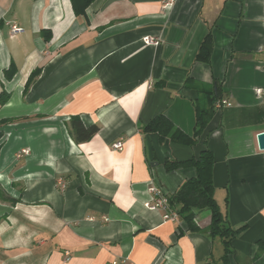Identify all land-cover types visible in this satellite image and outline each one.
Listing matches in <instances>:
<instances>
[{
    "label": "crops",
    "instance_id": "1",
    "mask_svg": "<svg viewBox=\"0 0 264 264\" xmlns=\"http://www.w3.org/2000/svg\"><path fill=\"white\" fill-rule=\"evenodd\" d=\"M207 35L209 63L196 60ZM263 46L264 0H95L82 16L71 0H0V92L10 94L0 121L11 120L0 126V264H264ZM217 94L230 107L195 146L143 132L163 114L191 136L194 105L207 110ZM71 117L98 132L75 143ZM205 146L214 200L236 231L227 257L207 210L192 231L145 207L151 185L170 197L195 175L164 160Z\"/></svg>",
    "mask_w": 264,
    "mask_h": 264
},
{
    "label": "trees",
    "instance_id": "2",
    "mask_svg": "<svg viewBox=\"0 0 264 264\" xmlns=\"http://www.w3.org/2000/svg\"><path fill=\"white\" fill-rule=\"evenodd\" d=\"M95 0H71L72 8L77 16L85 14V10L89 8V5ZM50 33L47 32L45 40L48 41ZM211 37L207 35L202 41L200 48L196 54V60H201L205 63H209L211 56ZM15 72L11 68L5 72L6 80L10 81ZM40 74V68H36L28 76V79L24 86V93L28 91L31 84ZM191 79L187 78L184 86ZM10 97V94L1 91L0 92V106L5 104ZM221 97L217 94L211 98L210 108L207 110H200L197 105H194L195 112V125L191 136L183 133L179 129L175 128L168 118L159 114L152 120L143 126L144 133H153L158 136L160 142L168 139L171 143L193 147L195 146L203 133L205 132L211 117L214 115V105L220 101ZM11 120L0 121V126L9 123ZM68 133L72 140L81 144L89 141L98 132L96 125L86 127L83 125L79 117H71L68 123ZM1 140V132H0ZM205 145H206V141ZM1 148V145H0ZM214 156L213 153L205 146L198 157H192L185 161L164 160V167L166 170H177L179 168H193L195 171L194 177L185 180L181 186L174 192L173 195L168 197L169 205L177 212L178 217L183 220L188 226L189 230H196L195 217L198 211L207 210L210 214L209 233L212 236H219L222 239V244L225 248V257L230 252L231 241L236 234V231L232 230L226 219L222 216L219 208L214 200V184H213V168H214ZM0 198L3 200H9L5 197L0 190Z\"/></svg>",
    "mask_w": 264,
    "mask_h": 264
},
{
    "label": "built area",
    "instance_id": "3",
    "mask_svg": "<svg viewBox=\"0 0 264 264\" xmlns=\"http://www.w3.org/2000/svg\"><path fill=\"white\" fill-rule=\"evenodd\" d=\"M171 6H172L171 1H170V3L169 2L165 3V7H171ZM21 31H22L21 29L15 27V26L11 27V33L13 35L20 33ZM144 43L146 45H158L157 41H153L151 38H145ZM261 51L264 52V46L261 48ZM254 95L258 99H260L264 102V88H262V87L256 88L254 90ZM224 107L228 108V107H230V104L223 101V100H220V101L215 103L214 110L220 111ZM112 148L114 150H121L122 142H117V143L113 144ZM22 153L26 154L25 151H22ZM18 157H19V155H18ZM149 192L151 194L150 202L145 204V207L151 211H162L163 212V219H165V220L176 221L178 219V215H177V212L174 209H172V207L169 205L168 197L165 194H163V192L158 187H156L154 185L150 186ZM110 264H123V262L120 260H113V262H111Z\"/></svg>",
    "mask_w": 264,
    "mask_h": 264
},
{
    "label": "water",
    "instance_id": "4",
    "mask_svg": "<svg viewBox=\"0 0 264 264\" xmlns=\"http://www.w3.org/2000/svg\"><path fill=\"white\" fill-rule=\"evenodd\" d=\"M257 140L259 144V149L264 150V132L258 134Z\"/></svg>",
    "mask_w": 264,
    "mask_h": 264
}]
</instances>
